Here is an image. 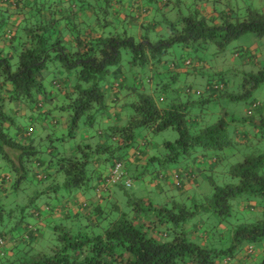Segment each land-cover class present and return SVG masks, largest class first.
Masks as SVG:
<instances>
[{"label":"trees","instance_id":"16d2710c","mask_svg":"<svg viewBox=\"0 0 264 264\" xmlns=\"http://www.w3.org/2000/svg\"><path fill=\"white\" fill-rule=\"evenodd\" d=\"M114 1L84 5L96 14L91 24L75 19L83 10H70L66 3L71 0L56 2L61 7L50 10L49 19L43 17L46 2L35 0L23 23L13 29L0 23V37L7 44L0 48V264H264L263 150L228 165L222 174L235 183L198 178L224 165L229 160L225 151L234 149V156L246 149L252 135L264 138V104L254 101L246 126L233 135L225 119L216 122L197 110L210 101L251 96L264 83V62L245 58L247 52L255 53L252 49L237 52L243 64L258 65L257 72L244 74L241 93H230L222 72L221 81H208L204 91L176 86L180 69L191 67L198 73L208 67L198 55L208 43L220 52L245 33L264 36V11L252 4L243 9L241 0H159L169 12L178 8L177 18L141 22L142 36L136 42L123 25L130 27L120 8L114 14ZM115 21L123 31L112 28ZM157 28H166V33H157ZM174 45L197 54L183 63L170 60L167 54ZM123 50L130 51L129 64L138 70L135 78L142 87H128L137 92L130 103L121 98L127 87ZM195 93L200 99L192 98ZM57 112L65 120L60 127ZM170 128L178 133L174 142L155 146L147 136ZM56 142L63 143L61 150ZM155 150L161 158L152 155ZM187 159L194 167L187 163L189 172H173L172 196L157 203L129 198L131 208L123 210L114 188L132 185L133 168ZM117 164L125 174L121 182L109 183ZM155 173L157 191L166 192L162 169ZM206 181L210 194L193 190ZM28 190L31 195L19 200ZM64 190L85 199L74 216H67V203L47 202L51 192L58 198ZM90 190L96 195L88 198ZM29 209L34 211L27 213ZM64 218L68 223L58 225ZM45 221L58 241L46 252L36 248Z\"/></svg>","mask_w":264,"mask_h":264},{"label":"rangeland","instance_id":"374dc122","mask_svg":"<svg viewBox=\"0 0 264 264\" xmlns=\"http://www.w3.org/2000/svg\"><path fill=\"white\" fill-rule=\"evenodd\" d=\"M241 4L244 5L243 9L246 8V4H252L255 8H259L260 6L264 5V0H241ZM153 9V14H149V18L152 19L157 17V19H164L168 18L170 20H175L177 18L178 8L171 10L169 12V7H164L159 0L153 1L151 5ZM162 6V7H161ZM245 12V11H242ZM126 31L128 32L129 36L133 37L136 42L139 41L140 33L135 26H127L123 24ZM164 25V24H163ZM119 29L120 32L123 31V27L115 21L113 23L112 28L113 29ZM166 33V28H164V31ZM68 36V34H67ZM167 34H165L163 37H166ZM152 38L156 41V36L153 34ZM244 49H252L255 53H246V57L250 56L254 59H257L259 62H264V36H257L254 33H245L241 35L240 37L236 39H232L230 42L226 44V48L223 51L218 52V47L215 43L210 42L207 44L206 48L198 51V55L203 57L208 64V67H204L202 70H197L198 73H195V71H192L191 67H188L186 71L180 69L181 75L180 80L176 82V86L178 88H182L186 86H192L195 91H204L206 89V85L208 81L213 80L215 82L221 81L219 79V73L222 72L224 75L225 82L229 83V91L231 94H237L243 92L242 84H243V77L244 74H248L250 72H257L258 71V65H246L242 62V57L237 55V52L243 51ZM195 54L197 53H187L182 46L174 45L169 49V52L167 54V58L170 60H174L176 62H182L186 58H194ZM259 54L262 55L258 56ZM185 58V59H184ZM131 60V53L128 50H123L122 52V67L124 68V74L127 78V81L125 82V87L123 89V94L121 96L123 103H130L132 101H135L137 99V92H131L129 88H132L135 86L137 89H142L141 82H139L138 79L135 77H138L140 74L138 73L137 69H133L130 67L129 61ZM181 63V68H183V64ZM185 67V66H184ZM188 72V73H186ZM141 77V76H140ZM143 78V77H141ZM143 83H145L144 91L149 92L148 90V84L147 81L142 79ZM170 94V93H169ZM192 98L194 100L200 99V96H198L196 93L192 95ZM204 99V98H203ZM127 100V101H126ZM126 101V102H124ZM130 101V102H128ZM259 102L261 104H264V83L260 84L259 87L253 91L251 96H249L246 99L243 100H235L233 97L229 98H222L217 101H210L206 105H204L202 108L201 106L197 107L198 111H203L204 115L207 116V119L215 120L216 122L220 119H225L226 122H228L227 126V132L229 134H234V130L236 128H241L246 126V122L249 119L248 115V109L250 105L253 102ZM57 119L60 121L59 127L61 124L65 122L64 118H60L61 114L60 112H57ZM129 115H131V111L129 112ZM235 118L237 122H233L232 119ZM26 124V122H24ZM36 125V123H35ZM80 127L84 129L83 123L80 124ZM145 135V134H144ZM149 138L152 140L154 145L156 144H163L165 141H172L174 142L178 138V133L176 130L170 128L160 133L155 134H148ZM242 137V136H241ZM240 137V138H241ZM246 149H243L241 152L235 153L236 155L231 156V153H234V149L225 151L226 156H228L229 160L224 163V165L221 164L219 166V170L217 169L213 174L207 172L208 175H199V180L201 178H206V176L210 177L209 179L215 180L218 184L223 185V183L232 181L233 183L236 182V180L233 181V179H230L227 174L225 173L226 168L228 165H231L233 162L241 161L243 160L244 156L250 153L255 152L257 149L263 150L264 152V138H262L260 135L254 136L252 135L251 138H249V142H245L244 145H246ZM59 149L61 150L63 147L62 142H56L55 144ZM247 150V152H245ZM257 152V151H256ZM163 153V152H162ZM156 155L158 157H162L161 154L155 150L152 155ZM187 163H190L193 165V160L187 159V160H181L178 164H167L166 166L160 164V162L156 163H150L149 167H139V169H132V172L129 173V178L132 179V185L130 187H122V186H115V190L120 195V205L122 206L124 211H129L131 208V205H129L128 201L129 198H144L145 200H149L151 202L157 203L160 202L165 197H170L175 193L176 189H173V185L171 182V176L173 172L177 169L183 171L184 173L190 171V167L186 165ZM144 168V169H143ZM162 169V175L164 176V179L162 183L166 187V192L160 193L157 191V187L154 185V179L156 178V171ZM144 172V175L141 179H135L134 177L137 175H140ZM222 174V175H221ZM202 176V177H201ZM208 181V179H207ZM205 182L203 184H199L198 188H195V185H193V190H199L200 192H207L205 194H210L212 192L211 184L208 182ZM33 187V186H32ZM29 189V188H28ZM192 189L189 191H193ZM23 192V191H22ZM86 197L90 198L91 196L96 195V192L94 190L87 191ZM90 193V194H89ZM53 198H50V200H47L50 205H59L64 203H71L78 198V196H73L71 192L69 191H62L59 193V197L55 198L54 193H50ZM31 195L28 191H25L23 193H20L18 195V199H25ZM81 195V193H80ZM11 197V196H10ZM14 198V195H13ZM12 200V198H10ZM24 201V200H21ZM45 198L42 201L37 202V207L43 205L45 203ZM33 209H29L28 212H33ZM48 211V210H45ZM26 216V215H25ZM29 220H33L34 218L31 216H27ZM52 218V217H51ZM54 218V217H53ZM52 218V219H53ZM49 218V220H52ZM68 218H64L62 220H58L59 224H66L68 223ZM63 222V223H61ZM44 226L42 227L41 232V239L38 243V246L36 245V248L41 251L45 250L49 251L51 248H53L55 245L58 244L57 241V235L55 234L54 230H52V225H50V221L48 223L43 222ZM41 223L39 224V226ZM96 232L101 231L100 228L95 229ZM10 235V234H8Z\"/></svg>","mask_w":264,"mask_h":264},{"label":"crops","instance_id":"0c3cea01","mask_svg":"<svg viewBox=\"0 0 264 264\" xmlns=\"http://www.w3.org/2000/svg\"><path fill=\"white\" fill-rule=\"evenodd\" d=\"M34 1L35 0H8L7 2L2 3L0 5V23L4 22L5 24H7V29H10V28L13 29L14 25L23 23L26 19L25 14L33 13L34 8L32 6L34 5ZM40 1L46 2L45 11L43 12L44 19H49L51 17L50 10L58 11L61 7L60 5L56 4V2H59V0H40ZM90 2L95 3L96 0H71V3L67 2L66 4H69L70 10H73V11L83 10L82 13H79L78 15H76L75 19L77 20L80 19L81 21L86 20L87 22L91 24V22L96 20V14L93 12V10H84L83 8L84 5L86 6ZM151 5H152V0H115L114 3L112 4L114 14L120 8L122 12L121 18L128 19L130 23V27L136 26L138 28L140 36H142L141 35L142 31L140 30L141 22H144V24H150V22L153 20L157 21V17L155 16L152 19L149 18V14H153V9H154ZM258 9H261L262 11H264V5L260 6ZM141 13L144 14L143 16L144 19L139 20L138 15ZM57 16L63 18V16L61 15V12L60 13L58 12ZM62 24H64V22ZM162 31H163V28L156 29L157 33H161ZM6 45L7 44H6L5 38L0 37V48H6L7 47ZM111 123L116 124L114 120H111ZM99 164H98V167H99ZM186 187H187L186 188L187 190L190 188V186H186ZM77 196H78L77 201H73L67 204V207L69 208L66 212L67 216L69 215L74 216L78 212V207L81 206V202L85 200L82 195L78 194ZM84 211L86 212L88 211V209ZM56 214H59V212H57ZM56 216L58 215L52 216V218L53 217L55 218ZM10 241L15 242V238L13 239V237H10Z\"/></svg>","mask_w":264,"mask_h":264},{"label":"built area","instance_id":"2783aa9c","mask_svg":"<svg viewBox=\"0 0 264 264\" xmlns=\"http://www.w3.org/2000/svg\"><path fill=\"white\" fill-rule=\"evenodd\" d=\"M8 0H0V5L4 2H7ZM125 172L123 169V165L122 164H117L116 167L113 170V174H111L110 177V181H108L109 183H118L121 182L122 177L124 176ZM174 178L176 179V183L177 186L180 185L179 179H178V175H175ZM130 184V180L126 181V185ZM0 244L3 245V242L0 241Z\"/></svg>","mask_w":264,"mask_h":264}]
</instances>
